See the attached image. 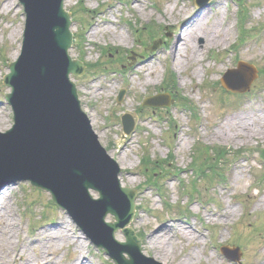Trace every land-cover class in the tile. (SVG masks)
<instances>
[{
  "label": "rangeland",
  "instance_id": "1",
  "mask_svg": "<svg viewBox=\"0 0 264 264\" xmlns=\"http://www.w3.org/2000/svg\"><path fill=\"white\" fill-rule=\"evenodd\" d=\"M17 3L0 0V131L13 122L4 99L10 89L2 84V77L20 51L24 15ZM65 7L72 13V31L79 36L71 55L87 65L98 64L73 79L94 131L121 167L119 176L126 182L122 185L136 189L131 227L142 240L143 253L163 264H264V163L259 158L261 151L264 154V0H209L202 8L194 0H70ZM205 13L207 24L218 20L217 35L224 42L206 48L198 55L200 60L174 66L166 49L173 50L185 19L193 23ZM123 35L126 41L119 40ZM203 43L201 37L195 40L199 49ZM132 52L134 61L129 59ZM237 61L256 67L250 89L242 94L227 91L219 81ZM121 88L124 97L117 103ZM96 90L98 94L93 95ZM157 92L188 98L198 119L192 120L179 99L164 107L141 105L144 97ZM124 112L135 121L128 136L123 135L120 121ZM243 112L256 124L221 127ZM199 142L219 146L224 154L225 148L231 153L240 149V153L231 160L220 185L199 181L198 193H188L191 165L197 162L191 161V154L204 159L219 153L214 148L202 151ZM141 158L149 160L144 173ZM156 181L163 195L154 188ZM2 190L6 212L0 215V264L108 261L65 211L52 204L49 193L28 182ZM168 202L172 207H167ZM5 221L15 224V228L9 226L10 235L2 231ZM106 221H113L112 215ZM115 237L124 240L120 231ZM221 247L238 248L239 263L228 261Z\"/></svg>",
  "mask_w": 264,
  "mask_h": 264
},
{
  "label": "water",
  "instance_id": "2",
  "mask_svg": "<svg viewBox=\"0 0 264 264\" xmlns=\"http://www.w3.org/2000/svg\"><path fill=\"white\" fill-rule=\"evenodd\" d=\"M20 2L26 15L21 52L3 79L12 88L6 98L14 124L0 133V186L23 179L49 191L116 264H161L142 253L141 241L128 226L134 215L135 191L120 186V169L99 144L70 80V73L81 75L84 67L68 55L74 36L64 0ZM253 72L252 66L240 62L222 83L242 92L249 88ZM242 76L244 81H238ZM146 103L167 104L156 97ZM122 121L129 133L132 118L126 114ZM89 189L98 191L100 197L93 199ZM107 213L116 221L106 223ZM117 229L124 234V242L114 238Z\"/></svg>",
  "mask_w": 264,
  "mask_h": 264
},
{
  "label": "bare ground",
  "instance_id": "3",
  "mask_svg": "<svg viewBox=\"0 0 264 264\" xmlns=\"http://www.w3.org/2000/svg\"><path fill=\"white\" fill-rule=\"evenodd\" d=\"M70 0H66V2H69ZM7 7L10 8V3L7 4ZM203 14V11L201 12V15ZM199 16V14L197 15V17ZM208 14L205 13V16L199 17L197 19V21H194L193 23H190V20L185 19V23L182 26L181 29V35H179L176 40V44L174 45V48L172 50V58L174 61V66L177 67H183L186 64H191L190 61H197L200 60V58L198 59V55L199 54H203V52L206 50V48H210L211 46L217 45L219 44V42H224L223 39H221L217 34L220 32L221 28L218 25V20H214L211 24H207L206 20L208 19ZM205 19V21H204ZM20 32V28L18 29L17 33L16 30L14 32V36L19 34ZM203 38V46L201 47V49L198 48V46L195 44V40L197 38ZM127 37L126 35L124 36H120L119 40L120 41H126ZM175 40V41H176ZM189 51V54L186 55V51ZM185 53L184 55L182 54ZM220 70L215 69V72H219ZM148 83V82H147ZM94 94H98V91H94L92 93ZM236 120L238 121L237 123ZM234 121V122H232ZM227 122L229 123H223L221 124L222 128H226V127H236V128H248L249 124H253L255 125L256 122L254 121V119H249L248 115H246L245 112H243L242 114L239 115H234L233 117H231L230 119L227 120ZM129 182H132V180H128ZM122 183H126L124 181V179H122L121 181ZM5 187V185H4ZM3 188H0V194L2 195V190ZM3 196V195H2ZM0 196V215L1 218L3 216V214H5L6 212V207H5V196ZM9 224V225H8ZM10 228H15V224L13 223L12 225H10V223H8L7 221H5V226L3 227L2 231L8 233V235L11 234L12 229ZM76 262H78L79 264H83V262H81L79 259L76 260ZM75 262V263H76Z\"/></svg>",
  "mask_w": 264,
  "mask_h": 264
}]
</instances>
